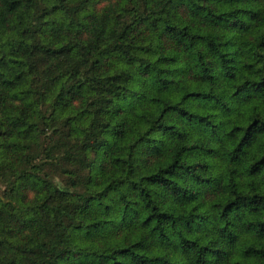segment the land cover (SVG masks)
Here are the masks:
<instances>
[{
	"label": "trees",
	"instance_id": "1",
	"mask_svg": "<svg viewBox=\"0 0 264 264\" xmlns=\"http://www.w3.org/2000/svg\"><path fill=\"white\" fill-rule=\"evenodd\" d=\"M0 264H264V0H0Z\"/></svg>",
	"mask_w": 264,
	"mask_h": 264
}]
</instances>
